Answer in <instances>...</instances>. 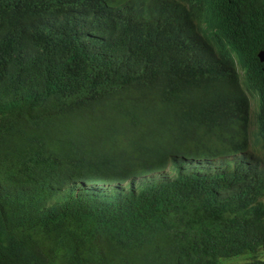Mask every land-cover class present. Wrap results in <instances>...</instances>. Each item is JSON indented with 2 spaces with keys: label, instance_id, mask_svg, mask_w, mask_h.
Segmentation results:
<instances>
[{
  "label": "trees",
  "instance_id": "obj_1",
  "mask_svg": "<svg viewBox=\"0 0 264 264\" xmlns=\"http://www.w3.org/2000/svg\"><path fill=\"white\" fill-rule=\"evenodd\" d=\"M169 26L185 46L167 47ZM259 49L264 0H0V264H222L264 247V160L247 153L264 150ZM140 105L217 128L226 153L180 160L164 184L103 187L122 182L120 121ZM54 190L63 209L44 205ZM156 235L163 254L139 250Z\"/></svg>",
  "mask_w": 264,
  "mask_h": 264
},
{
  "label": "clouds",
  "instance_id": "obj_2",
  "mask_svg": "<svg viewBox=\"0 0 264 264\" xmlns=\"http://www.w3.org/2000/svg\"><path fill=\"white\" fill-rule=\"evenodd\" d=\"M166 36L167 47H169L170 50L181 48L186 45V37L184 36V33L181 32L179 26H169L166 28ZM206 36L210 39V34L208 32L206 33ZM259 51L264 52L262 49L257 50V59ZM245 94L248 100V117L250 122H253V117H255L257 110V97L255 93L250 91H245ZM249 96L255 97L256 99L253 112H251ZM181 114V110L176 107L157 108L154 106L153 108L145 109V113L140 117L131 112L128 116L122 119L120 122L129 131V136L125 139L124 143L120 142L115 147L113 146L122 156V182L121 184H110L103 187L110 189L119 186L122 187V189H125L127 186H130L134 191H137L148 185L164 184L174 179L178 161H205L208 155L220 146H222V153L219 157L226 153V148L224 143L222 144V138L220 137L217 128H208L199 124L193 125L192 123H187L185 126L183 124H178V115ZM98 125L108 130L113 129L116 126L104 127L103 125ZM96 127L98 128L97 125ZM185 127L188 128V130H183ZM252 128L253 124L251 125L250 130H252ZM65 141V153H67L65 159L69 161L71 147L66 139ZM36 144L37 141L35 140L32 144L33 147L36 146ZM109 146H111V142L103 144V147ZM138 146L142 147V153H138L140 150L137 149ZM252 147H258L260 151L259 156L264 160V150L259 141L255 142ZM247 153L259 157L250 150V146L247 148ZM211 163L212 165H215L214 161ZM85 187L90 188L89 182L85 183ZM115 189L118 190L117 188ZM73 192H76V189L73 190ZM67 194L68 192H57L55 190L47 193L45 195V207L63 209ZM262 201L264 203V196L262 197ZM175 228L174 232L177 235H180L182 232H188L189 235H191L192 230L190 228L185 230L181 223H178ZM166 233L170 238L172 229L166 231ZM160 238V235L150 236V244L146 243V246L139 247V250H143L145 247L150 248L151 245H158L164 250L162 251L163 254V252H165V247L160 243ZM262 252H264V247L257 250L256 248L253 250L247 249L239 252L241 254L230 256L233 258H220V262L222 264L243 262L249 259L252 256V253H254L255 256L257 255L260 257ZM236 259H240V261H235Z\"/></svg>",
  "mask_w": 264,
  "mask_h": 264
},
{
  "label": "rangeland",
  "instance_id": "obj_3",
  "mask_svg": "<svg viewBox=\"0 0 264 264\" xmlns=\"http://www.w3.org/2000/svg\"><path fill=\"white\" fill-rule=\"evenodd\" d=\"M249 99H250L251 112H253L255 108L256 99L255 97H252V96H249ZM250 150L253 151L255 154H257L258 156L260 155V151L258 147L250 146ZM260 257L264 258V252L260 254ZM230 258H233V257H230ZM235 261H240V259H236Z\"/></svg>",
  "mask_w": 264,
  "mask_h": 264
},
{
  "label": "water",
  "instance_id": "obj_4",
  "mask_svg": "<svg viewBox=\"0 0 264 264\" xmlns=\"http://www.w3.org/2000/svg\"><path fill=\"white\" fill-rule=\"evenodd\" d=\"M257 55H258L259 61H264V52L263 51H259Z\"/></svg>",
  "mask_w": 264,
  "mask_h": 264
}]
</instances>
